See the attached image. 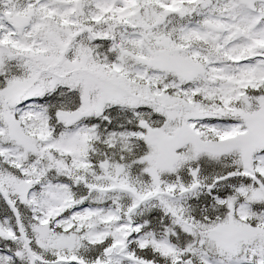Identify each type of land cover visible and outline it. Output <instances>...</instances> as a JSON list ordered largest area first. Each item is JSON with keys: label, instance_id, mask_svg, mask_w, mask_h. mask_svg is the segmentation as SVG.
Wrapping results in <instances>:
<instances>
[{"label": "snow or ice", "instance_id": "1", "mask_svg": "<svg viewBox=\"0 0 264 264\" xmlns=\"http://www.w3.org/2000/svg\"><path fill=\"white\" fill-rule=\"evenodd\" d=\"M0 264H264V0H0Z\"/></svg>", "mask_w": 264, "mask_h": 264}]
</instances>
